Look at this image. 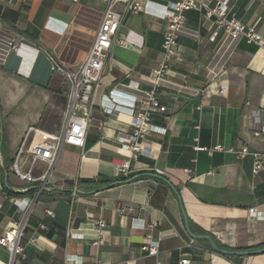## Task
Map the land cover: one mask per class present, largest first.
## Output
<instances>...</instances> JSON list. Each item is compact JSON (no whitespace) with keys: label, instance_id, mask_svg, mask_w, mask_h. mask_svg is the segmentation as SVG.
Listing matches in <instances>:
<instances>
[{"label":"crops","instance_id":"obj_1","mask_svg":"<svg viewBox=\"0 0 264 264\" xmlns=\"http://www.w3.org/2000/svg\"><path fill=\"white\" fill-rule=\"evenodd\" d=\"M105 10V0H0V237L21 218L15 202L33 201L35 185L9 169L27 127L57 132L69 105L68 83L53 61L77 68ZM113 10L120 14L116 38L134 47L111 43L85 107L91 122L84 147H64L50 190L32 204L20 240L25 259L13 264H178L185 257L191 264H264V254L214 253L192 240L183 222L184 213L193 235L209 236L223 250L264 248V166L254 176L251 157L238 156L242 148L264 154L262 48L229 37L203 8L186 11L166 85L156 91L164 111L151 113L156 129L132 160L117 142L131 132V118L105 100L123 108L134 92L152 89L166 23L120 4ZM226 18L264 41V0H228ZM125 162L130 174L123 180L117 169ZM96 221L105 223L100 232ZM148 235L155 256L141 251ZM8 259L0 247V264Z\"/></svg>","mask_w":264,"mask_h":264},{"label":"built area","instance_id":"obj_2","mask_svg":"<svg viewBox=\"0 0 264 264\" xmlns=\"http://www.w3.org/2000/svg\"><path fill=\"white\" fill-rule=\"evenodd\" d=\"M105 3L106 10L102 14L95 38L82 63L75 69H67L53 61L55 71L67 81L69 87V105L61 128L57 132L49 133L34 126L27 127L20 145L13 154L9 168L10 172L17 179L35 185V190L33 201L17 200L15 202L18 211L21 213V218L15 221L12 227L0 237V247L4 248L9 255V259L5 264H13L17 257L22 260L25 259V248L20 245V240L31 215L32 204L42 193L50 190V183L58 167L64 147L71 146L78 149L84 147L86 131L91 122L85 107L91 105L90 99L99 84L106 53L111 43L116 41L124 48L134 47L124 36L116 38L120 14L113 10L115 5H123L125 12L128 14L137 15L142 12L166 23L163 31L162 59L150 73L152 89L147 92H134L123 108L114 104L109 98L105 100V103L115 105V110H125L131 118V132L120 135L117 142L120 145V150L129 153L132 160H136L141 153L142 142L146 135L156 129L152 124L151 113L164 111L156 98V91L159 87L166 85V78L170 73V61L176 54L177 39L186 11L196 7L203 8L205 17L207 19L215 17L218 28L222 29L229 37L234 40L246 39L249 43H257L264 52V41L259 35L252 29H245L233 19L227 20L226 6L228 0H173L168 1L166 5L150 1L142 3L136 0H105ZM116 92L114 90L111 93L112 99H114ZM78 107H82V110ZM78 112L81 115H77ZM104 112L111 115L112 109L106 106ZM262 133L264 135V129ZM247 155L252 159V174L256 176L263 169L264 154L250 152L247 148H242L238 153L239 157ZM117 173L122 176L123 180L128 179L130 174L129 163H123L117 169ZM155 174L162 176L160 171H155ZM120 212L130 213L132 210L121 209ZM253 213V210L249 211V214ZM46 215L50 218L54 217L51 211H47ZM133 221L138 222L137 219H133ZM94 227L97 232H100L105 227V223L96 221ZM136 228L145 229L142 224H136ZM40 229H44V226H40ZM147 238L150 242L142 247L141 251L151 256L157 255V246L152 242L150 235ZM32 241L34 242V240ZM102 244L101 239L95 243V245ZM96 264L104 263L99 262ZM178 264H191V261L185 257Z\"/></svg>","mask_w":264,"mask_h":264},{"label":"water","instance_id":"obj_3","mask_svg":"<svg viewBox=\"0 0 264 264\" xmlns=\"http://www.w3.org/2000/svg\"><path fill=\"white\" fill-rule=\"evenodd\" d=\"M183 222H184L185 231L192 240L206 242L209 245L210 249L218 255H222V256H226V257H249V256H257V255L264 254V248H261V249L255 250V251H228V250H223L217 246V244L215 243V241H213V239L211 237L206 236V235H203V236L193 235L189 230L188 221H187V218L185 217L184 213H183Z\"/></svg>","mask_w":264,"mask_h":264},{"label":"trees","instance_id":"obj_4","mask_svg":"<svg viewBox=\"0 0 264 264\" xmlns=\"http://www.w3.org/2000/svg\"><path fill=\"white\" fill-rule=\"evenodd\" d=\"M217 244V243H216ZM206 245H208L207 243H206ZM217 246L219 247V245L217 244ZM219 248H221V247H219Z\"/></svg>","mask_w":264,"mask_h":264}]
</instances>
